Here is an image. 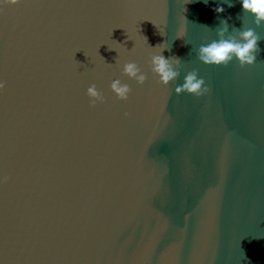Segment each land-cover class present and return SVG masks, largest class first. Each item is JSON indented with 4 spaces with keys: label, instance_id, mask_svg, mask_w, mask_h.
Returning <instances> with one entry per match:
<instances>
[{
    "label": "water",
    "instance_id": "obj_1",
    "mask_svg": "<svg viewBox=\"0 0 264 264\" xmlns=\"http://www.w3.org/2000/svg\"><path fill=\"white\" fill-rule=\"evenodd\" d=\"M223 20L259 35L254 64L198 58ZM193 69L209 90L177 94ZM0 81V264H264V22L242 0H0Z\"/></svg>",
    "mask_w": 264,
    "mask_h": 264
},
{
    "label": "clouds",
    "instance_id": "obj_2",
    "mask_svg": "<svg viewBox=\"0 0 264 264\" xmlns=\"http://www.w3.org/2000/svg\"><path fill=\"white\" fill-rule=\"evenodd\" d=\"M4 4L16 5L20 0H2ZM207 2V0H205ZM243 9L255 15V24L257 26L264 22V0H242ZM231 6V5H230ZM217 13L225 11L223 7H216L214 9ZM231 17H229L230 19ZM223 27L219 28L218 35L220 39L213 41L208 45H201L198 50V58L206 64L215 65H227L229 61L236 57L240 61V66L244 67L246 64H254L257 60V54L261 51L259 46V35L254 29H247L239 31L238 35L241 39H237L235 35H230L225 39V34L228 33L229 25L227 20L221 21ZM161 44V43H160ZM157 44L154 48H156ZM153 48V47H152ZM166 48L162 49L158 54L151 56L152 71L159 76L160 82L164 85H168L169 82L175 80L180 76V62L179 57H175L174 67L173 60L165 58L162 54ZM123 71L129 77L134 78L138 83L143 84L147 79L146 73H143L141 69L134 62H128L124 65ZM185 82L182 85L176 87L177 94L187 91L197 96L203 95L209 89L205 86V80L198 78L197 70L193 69L188 72L184 77ZM5 87V82L0 81V89ZM111 89L122 100H127L130 87L127 84H122L120 80H114L111 84ZM88 96L91 99L93 106L97 101H103L105 98L101 92L97 89V86L93 84L87 89Z\"/></svg>",
    "mask_w": 264,
    "mask_h": 264
}]
</instances>
